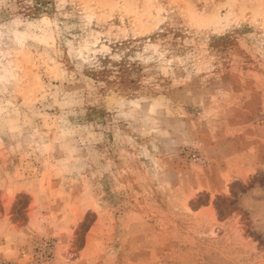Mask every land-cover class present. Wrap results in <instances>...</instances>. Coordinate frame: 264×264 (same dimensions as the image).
Wrapping results in <instances>:
<instances>
[{
	"label": "rangeland",
	"instance_id": "374dc122",
	"mask_svg": "<svg viewBox=\"0 0 264 264\" xmlns=\"http://www.w3.org/2000/svg\"><path fill=\"white\" fill-rule=\"evenodd\" d=\"M0 264H264V0H0Z\"/></svg>",
	"mask_w": 264,
	"mask_h": 264
}]
</instances>
